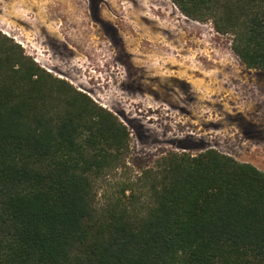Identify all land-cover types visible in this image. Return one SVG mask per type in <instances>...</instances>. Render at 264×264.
Instances as JSON below:
<instances>
[{
  "label": "trees",
  "instance_id": "16d2710c",
  "mask_svg": "<svg viewBox=\"0 0 264 264\" xmlns=\"http://www.w3.org/2000/svg\"><path fill=\"white\" fill-rule=\"evenodd\" d=\"M172 1L264 71V0ZM154 156L134 162L117 114L0 32V264H264L263 170Z\"/></svg>",
  "mask_w": 264,
  "mask_h": 264
},
{
  "label": "rangeland",
  "instance_id": "374dc122",
  "mask_svg": "<svg viewBox=\"0 0 264 264\" xmlns=\"http://www.w3.org/2000/svg\"><path fill=\"white\" fill-rule=\"evenodd\" d=\"M0 32L117 114L138 165L215 148L264 171V71L211 20L172 0H0Z\"/></svg>",
  "mask_w": 264,
  "mask_h": 264
}]
</instances>
